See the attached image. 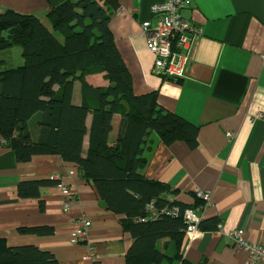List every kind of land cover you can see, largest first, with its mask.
<instances>
[{"label":"crops","instance_id":"0c3cea01","mask_svg":"<svg viewBox=\"0 0 264 264\" xmlns=\"http://www.w3.org/2000/svg\"><path fill=\"white\" fill-rule=\"evenodd\" d=\"M63 1L0 0V11L43 19ZM162 1L117 0L108 24L134 94L156 92L160 106L198 127L195 148L178 139L170 144L157 140L151 150L146 149L144 176L169 184L176 190L175 199L184 204H193L199 192L209 193L197 213L201 219L218 217L219 230L199 228L191 239L184 232L186 260L243 264L247 252L233 244L231 231L242 230L248 242L264 245V0H186L181 13L202 34L192 47L185 76L179 79L153 72L154 57L141 30V22L150 18L151 5ZM9 49L16 50L11 57L8 50L0 53L5 66L20 65L21 50ZM86 80L95 87L108 84L103 73L88 74ZM80 100V84L75 81L72 102ZM90 120L88 115L87 126ZM34 121H28V126L36 136ZM118 124L119 117L114 116L111 140ZM46 178L57 179L71 193L64 195L58 184L43 187V210L38 198L18 197L20 181ZM84 217L91 221L86 240L74 241L77 224ZM119 219L104 208L94 186L74 163L56 154L18 162L0 136V238L8 246L33 245L51 252L58 264H125L132 237ZM41 225L52 226L53 234L18 230ZM90 247L92 255L86 257Z\"/></svg>","mask_w":264,"mask_h":264},{"label":"trees","instance_id":"16d2710c","mask_svg":"<svg viewBox=\"0 0 264 264\" xmlns=\"http://www.w3.org/2000/svg\"><path fill=\"white\" fill-rule=\"evenodd\" d=\"M117 0H65L45 18L0 11V50L15 45L23 62L5 66L0 56V136L15 152L18 162L35 155L56 154L74 163L86 182L94 186L104 208L120 216L132 243L125 264H192L183 257L186 208L200 210L201 197L193 204L175 199L176 190L144 176L146 149L157 140L170 144L184 140L197 145L198 127L157 103L156 92L134 94L127 66L108 22ZM103 73L107 86L95 87L86 75ZM80 84V102H72L74 82ZM91 115L89 126L86 118ZM114 116L119 117L111 140ZM35 118L36 136L28 121ZM87 137V147L84 139ZM59 184L57 179L23 180L19 198H38L41 189ZM196 196V195H195ZM153 202L155 217L146 205ZM177 206L179 213L163 211ZM218 217L201 219L198 228L217 231ZM23 234L52 235L49 225L25 226ZM0 264H58L55 256L33 245L8 246L0 238Z\"/></svg>","mask_w":264,"mask_h":264},{"label":"built area","instance_id":"2783aa9c","mask_svg":"<svg viewBox=\"0 0 264 264\" xmlns=\"http://www.w3.org/2000/svg\"><path fill=\"white\" fill-rule=\"evenodd\" d=\"M184 3L185 0H169L163 6H156L153 10L156 13H164L165 16L161 20L155 21L154 24L150 22L154 20L153 18L147 19L149 21H143L141 24L146 37V47L154 56V72L163 77L177 79L185 75L193 42L202 33L199 26L181 15L180 10L183 8ZM58 187L64 195L68 196L71 193L65 186L58 184ZM198 196L204 200L209 199V193L206 192H199ZM65 206L68 207L69 203L66 202ZM146 210L149 213L146 216L147 219L155 217L152 203L146 206ZM166 213L177 215L179 208L173 206L167 209ZM182 217L185 222V237L191 239L199 233L197 210L186 208L182 212ZM144 220L146 219L141 218V221ZM90 226V219L82 218L77 224L73 240L85 241ZM230 235L233 238V244L247 252L243 264H264V245L248 242L243 235V231L239 229L231 231ZM92 250L93 248L90 247L86 257L92 255Z\"/></svg>","mask_w":264,"mask_h":264},{"label":"bare ground","instance_id":"6f19581e","mask_svg":"<svg viewBox=\"0 0 264 264\" xmlns=\"http://www.w3.org/2000/svg\"><path fill=\"white\" fill-rule=\"evenodd\" d=\"M97 1H99V2H101V0H97ZM104 0H102V2H103ZM167 2H169V0H163L162 2H159V3H154L153 5H151V7H150V18H153L154 20H152V21H150L152 24H154L155 23V21H157V20H161L164 16H165V14L164 13H156L153 9H154V7H156V6H163V5H165V4H167ZM185 5H186V0H185V3H184V6H183V8L180 10V13H181V11L184 9V7H185ZM181 15H182V13H181ZM183 16V15H182ZM184 17V16H183ZM111 18V17H110ZM150 18H148V19H150ZM185 18V17H184ZM186 19V18H185ZM188 20V19H187ZM110 21V20H109ZM144 21H149V20H147V19H145ZM143 22V21H142ZM142 22H141V24H142ZM109 23V22H108ZM110 29V28H109ZM141 30H142V32H143V29H142V25H141ZM144 33V32H143ZM202 34V33H201ZM144 35H145V33H144ZM201 35H199L198 37H200ZM198 37H196L195 38V40H194V42H193V45L195 44V41L198 39ZM193 45H192V47H193ZM7 49H9V48H6V49H3V51L4 50H7ZM2 50H0V53L1 52H3ZM191 51H192V49H191ZM191 54V53H190ZM154 57V56H153ZM153 67H154V61H153ZM188 67V66H187ZM187 69V68H186ZM153 72H154V69H153ZM155 73V72H154ZM156 74V73H155ZM158 75V74H157ZM161 76V75H160ZM185 76V75H184ZM183 76V77H184ZM180 78H182V77H180ZM177 79H179V78H177ZM71 191V190H70Z\"/></svg>","mask_w":264,"mask_h":264},{"label":"rangeland","instance_id":"374dc122","mask_svg":"<svg viewBox=\"0 0 264 264\" xmlns=\"http://www.w3.org/2000/svg\"><path fill=\"white\" fill-rule=\"evenodd\" d=\"M13 49H20V47L17 46V45H15V46H13ZM7 50H8V55H9L10 57H11V55H14V53H16V50H15V51H14V50H11L10 52H9L10 49H7ZM20 50H21V49H20ZM2 51H3V49H2ZM9 56H7V57L5 56V57H4L6 61H9V58H8ZM12 61H13V60H12ZM12 61H11V62H12ZM11 62H10V63H11ZM11 64H12V63H11ZM150 203L153 204V202H150ZM148 204H149V203H148ZM148 204H147V205H148ZM147 205H146V206H147ZM172 207H173V206H172ZM172 207H171V208H172ZM167 209H168V208H167ZM167 209H166V207H165V208H164V211H166ZM169 209H170V208H169ZM196 210H197V209H196ZM197 211H198V210H197ZM198 217H199V221H200V220H201V217H200L199 215H198ZM144 219H147V218L145 217ZM198 223H199V222H198ZM218 230H219V229H218ZM218 230H217V231H218ZM185 238L188 239L187 237H185Z\"/></svg>","mask_w":264,"mask_h":264}]
</instances>
